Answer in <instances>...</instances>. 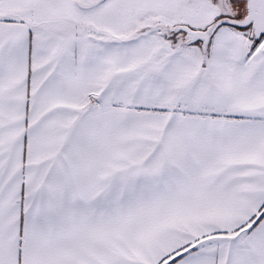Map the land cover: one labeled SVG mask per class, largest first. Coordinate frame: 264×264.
I'll list each match as a JSON object with an SVG mask.
<instances>
[{"label":"snow or ice","instance_id":"snow-or-ice-1","mask_svg":"<svg viewBox=\"0 0 264 264\" xmlns=\"http://www.w3.org/2000/svg\"><path fill=\"white\" fill-rule=\"evenodd\" d=\"M0 264H264V0H0Z\"/></svg>","mask_w":264,"mask_h":264}]
</instances>
